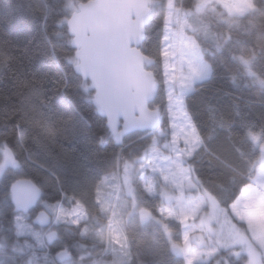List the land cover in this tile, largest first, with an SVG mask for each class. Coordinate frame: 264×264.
I'll use <instances>...</instances> for the list:
<instances>
[{
	"label": "trees",
	"instance_id": "16d2710c",
	"mask_svg": "<svg viewBox=\"0 0 264 264\" xmlns=\"http://www.w3.org/2000/svg\"><path fill=\"white\" fill-rule=\"evenodd\" d=\"M164 1L153 0L152 19L141 45L142 52L155 60L146 68L160 83L152 108L164 92ZM176 3L181 10H194L190 24L196 30L191 33L212 67L209 77L197 82L184 100L200 138L190 162L202 187L220 205L230 207L256 177L260 146L254 137L264 145V85L257 79H264L260 27L264 0H259V8L258 0H252L254 8L242 14L230 13L220 4L219 10L196 11L198 0ZM71 14L68 0H0V164L6 148L18 161L0 178V243L8 251L18 246L27 249L25 254L0 256V264H26L37 257L27 248V237L17 234L10 192L15 180L30 178L42 189L38 206L27 214L30 221L38 211L49 212V206L58 204L68 208L81 204L88 212L87 220L79 224L56 226L58 238L44 250L48 256H38L39 262L55 264L51 254L63 249L71 253L70 259L97 257L106 245L96 228L108 222L110 213L98 196L102 192L109 200L107 191L113 189L103 183L120 175L126 161L140 160L152 144L150 132H135L123 144L116 143L93 103L90 82L76 72V49L67 26ZM166 126L165 119L162 127ZM133 188L131 196L125 185L120 188L129 205L125 232L130 259L124 264H188L184 255L171 249L166 233L168 228L181 241V222L157 219L159 198L149 195L138 177ZM142 207L156 220L141 219ZM86 227L89 231L84 235ZM213 260L196 264H247L245 255L235 257L224 250Z\"/></svg>",
	"mask_w": 264,
	"mask_h": 264
},
{
	"label": "rangeland",
	"instance_id": "374dc122",
	"mask_svg": "<svg viewBox=\"0 0 264 264\" xmlns=\"http://www.w3.org/2000/svg\"><path fill=\"white\" fill-rule=\"evenodd\" d=\"M68 2L72 13L78 10V0ZM212 2V10H219L220 4L234 14H242L254 8L252 0ZM208 4L209 0H198L196 11L208 8ZM164 6V92L153 105L162 108L163 120L157 130L150 132L153 140L148 152L138 157L140 160L130 159L123 163L120 175L113 176L108 184L107 181L103 183L113 188L107 191V194H111L109 200L104 199L102 192L98 196L103 209L110 210L108 222L96 228L100 241L105 242V250L97 257L82 255L77 260L70 259L61 264H76L77 261L80 264H124L129 261L125 232L129 205L120 188L125 185L126 191L133 193L136 177L149 195L159 198L157 219L181 222V241H176L168 228L166 233L171 249L176 254L184 255L188 264L208 263L222 250L229 251L235 257L245 255L247 264H264V145L260 144L258 137H254L260 146L256 177L230 207L220 205L202 187L190 162L200 146V138L185 109L184 100L197 82L209 77L212 67L204 58L202 46L191 33L196 30L190 24L194 10H181L176 0H165ZM202 31L207 38L210 37L208 31ZM165 119L166 129L162 127ZM168 198H172L170 202H166ZM47 210L53 219L51 229L35 225L25 214L18 213L15 216L17 234L27 237V248L32 250L33 256H37L26 264H43L38 261V256H48L44 251L48 247L46 235L50 230H55L59 223L79 224L88 218V212L81 204L73 208L58 204L49 206ZM88 231L86 227L84 235ZM26 250L18 246L16 251H8L0 243V256L12 257L15 252L25 254ZM51 256V260L58 264L55 254Z\"/></svg>",
	"mask_w": 264,
	"mask_h": 264
},
{
	"label": "water",
	"instance_id": "95a60500",
	"mask_svg": "<svg viewBox=\"0 0 264 264\" xmlns=\"http://www.w3.org/2000/svg\"><path fill=\"white\" fill-rule=\"evenodd\" d=\"M152 4L153 0H89L79 3L67 22L78 60L76 72L90 82L93 103L107 120L118 145L132 133L157 130L164 117L161 108L151 107L160 83L146 66L155 60L141 50L152 19ZM3 155L0 178L18 166L10 148ZM10 192L14 213L25 215L38 206L43 193L32 179L25 177L15 180ZM150 214L146 209L140 211L142 219ZM33 223L42 228L53 227L52 216L46 210L38 211ZM57 238L56 230L49 231L47 245L52 246ZM70 258L67 249L55 254L58 264Z\"/></svg>",
	"mask_w": 264,
	"mask_h": 264
},
{
	"label": "clouds",
	"instance_id": "9594fccd",
	"mask_svg": "<svg viewBox=\"0 0 264 264\" xmlns=\"http://www.w3.org/2000/svg\"><path fill=\"white\" fill-rule=\"evenodd\" d=\"M214 8V3L212 2V0H209V4H208V9L212 10ZM258 8H259V0H258ZM261 30H264V23L260 24ZM257 79L259 80V82L261 83V85H264V79H261L259 77H257ZM211 191V189H209ZM214 195H217V198L221 200V203H224V201L222 200L220 194L218 192H213ZM227 206H230L227 205ZM76 264H80L79 261L76 262Z\"/></svg>",
	"mask_w": 264,
	"mask_h": 264
},
{
	"label": "flooded vegetation",
	"instance_id": "af4514ba",
	"mask_svg": "<svg viewBox=\"0 0 264 264\" xmlns=\"http://www.w3.org/2000/svg\"><path fill=\"white\" fill-rule=\"evenodd\" d=\"M140 210V209H139ZM136 212V211H135ZM141 217V216H140ZM142 219V218H141Z\"/></svg>",
	"mask_w": 264,
	"mask_h": 264
}]
</instances>
